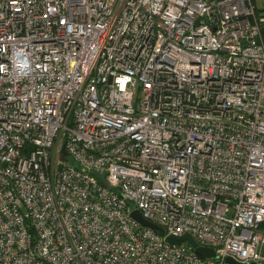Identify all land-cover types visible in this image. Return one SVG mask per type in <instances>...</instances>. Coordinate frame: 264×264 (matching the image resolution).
Segmentation results:
<instances>
[{"label":"built area","instance_id":"2783aa9c","mask_svg":"<svg viewBox=\"0 0 264 264\" xmlns=\"http://www.w3.org/2000/svg\"><path fill=\"white\" fill-rule=\"evenodd\" d=\"M228 256L264 264V0H0V264Z\"/></svg>","mask_w":264,"mask_h":264},{"label":"water","instance_id":"95a60500","mask_svg":"<svg viewBox=\"0 0 264 264\" xmlns=\"http://www.w3.org/2000/svg\"><path fill=\"white\" fill-rule=\"evenodd\" d=\"M63 151L65 154H67L65 146H63ZM131 215L135 219L140 221L145 226H150L152 228H155L156 230H158L161 233L166 232L164 227H162L161 225H159L156 222H153V221L145 218L138 208L133 209L131 211ZM166 239L171 243H181L183 241H187V242L191 243L193 246H195L197 253H199L200 255L205 256V257H215L217 255L214 247L200 245L198 243V241L190 233H184L181 235H176V234L171 233V234H168L166 236ZM225 261H226V264H241V263L237 262L231 256L226 257ZM254 264H262V263L254 262Z\"/></svg>","mask_w":264,"mask_h":264},{"label":"rangeland","instance_id":"374dc122","mask_svg":"<svg viewBox=\"0 0 264 264\" xmlns=\"http://www.w3.org/2000/svg\"><path fill=\"white\" fill-rule=\"evenodd\" d=\"M257 5H263V0H254ZM71 160V159H70Z\"/></svg>","mask_w":264,"mask_h":264}]
</instances>
